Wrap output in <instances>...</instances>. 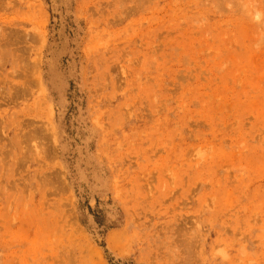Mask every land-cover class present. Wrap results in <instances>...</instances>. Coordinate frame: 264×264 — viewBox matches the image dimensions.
Listing matches in <instances>:
<instances>
[{"label": "rangeland", "instance_id": "rangeland-1", "mask_svg": "<svg viewBox=\"0 0 264 264\" xmlns=\"http://www.w3.org/2000/svg\"><path fill=\"white\" fill-rule=\"evenodd\" d=\"M0 264H264V0H0Z\"/></svg>", "mask_w": 264, "mask_h": 264}]
</instances>
